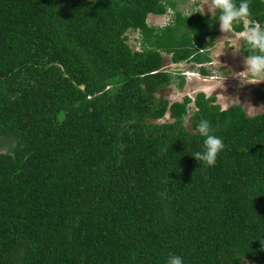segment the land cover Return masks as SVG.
<instances>
[{"label":"trees","instance_id":"trees-1","mask_svg":"<svg viewBox=\"0 0 264 264\" xmlns=\"http://www.w3.org/2000/svg\"><path fill=\"white\" fill-rule=\"evenodd\" d=\"M177 4L0 0V264H264V112L159 95L186 84L165 56L206 76L220 31ZM201 120L224 143L212 167Z\"/></svg>","mask_w":264,"mask_h":264},{"label":"rangeland","instance_id":"rangeland-1","mask_svg":"<svg viewBox=\"0 0 264 264\" xmlns=\"http://www.w3.org/2000/svg\"><path fill=\"white\" fill-rule=\"evenodd\" d=\"M177 7L178 9L183 10L185 13H196L197 11H202L204 14L210 16L215 13L214 12L211 14V12H209V9L211 7V0H178ZM170 20V11L167 15L151 14L148 17V23L150 25L159 27L168 24ZM137 35V32H131L128 41L132 48L135 50L139 48L138 43L134 40L136 39ZM225 36L223 37V39L225 38L226 40L230 38L231 40L229 39L230 42L228 43V46L226 45L227 48L223 44L220 45V48L217 47L219 40L217 41L216 46L211 50L210 53L212 63L205 66V68L209 71V74L206 76L200 73L198 67H194L189 63H182L179 65L172 64L170 61V57L166 55L164 68L170 69V71H172V74L174 75H184L186 84L183 89H179V81H177L174 83V85L165 88L159 95H163L169 101L175 102L182 101L185 96L195 98V96L201 92L205 93L207 96L214 94L217 96V104H219L222 109H228L234 104H240L244 107L245 111L249 116H254L259 113H263L264 102H262V98H259L261 103L260 101H256L255 99H253L251 94L252 91H254V88L251 89L252 87H248V85L241 86L240 80L234 76L235 73L238 74L239 72L244 71V61L240 58L238 59V55H234L235 51H233V49H231L229 46L230 44H232V47L236 48V39H234L235 35L231 34V37H228V35ZM215 63L218 68L215 67ZM189 70L194 72L195 74L188 75L187 73ZM216 73H218L219 75L222 74L223 76L225 74L229 75V77H227L228 81H225L224 78L214 76ZM229 78L231 80H229ZM223 80L224 87L222 84ZM223 89L225 92L220 93V90L223 91ZM263 89L264 88H261L258 91H262ZM258 93L261 94V92ZM173 97H175V99H173ZM249 104L257 108L254 109L251 114H249ZM164 121H170L168 115L164 119L160 120V122ZM187 121H189V117L187 118ZM12 142H14V140L2 137L0 139V152L7 151L10 148Z\"/></svg>","mask_w":264,"mask_h":264},{"label":"clouds","instance_id":"clouds-1","mask_svg":"<svg viewBox=\"0 0 264 264\" xmlns=\"http://www.w3.org/2000/svg\"><path fill=\"white\" fill-rule=\"evenodd\" d=\"M217 11L219 12L218 21L220 30L223 33L233 31L236 23L242 22L244 24V31L237 34L244 40L248 49L246 52L249 55L244 60L246 70L238 74L235 73L234 76L240 80L241 86L264 83V28L257 22H250V6L248 0H241L238 5L235 3V0H211L209 12L212 14ZM187 74L195 73L189 70ZM222 84L224 87V80ZM248 106L249 114L254 109H257L250 104ZM196 133L204 138V150L202 152H196L193 157L199 163L203 162L204 166H214L219 153L224 149L223 140L213 134L212 127L207 120H201L197 124ZM261 243L264 244V241H261ZM261 250L264 251V248ZM168 264H183V258L178 255L170 256L168 258Z\"/></svg>","mask_w":264,"mask_h":264},{"label":"crops","instance_id":"crops-1","mask_svg":"<svg viewBox=\"0 0 264 264\" xmlns=\"http://www.w3.org/2000/svg\"><path fill=\"white\" fill-rule=\"evenodd\" d=\"M231 34H234L235 35V38L234 39H236V48L235 47H232V44H230L229 46H230V48L231 49H233V51H235V53H234V55H238L237 56V58L239 59H242L243 61L245 60V54L242 52V50H241V43H242V38L241 37H239L238 36V34L237 33H234L233 31H231V32H228V33H223L221 30L219 31V35H218V46L217 47H219L220 48V45L221 44H223L226 48H227V46H228V43L230 42V40L229 39H226L225 40V38L223 39V37L225 36V35H228V37H231ZM226 37V36H225ZM217 44V43H216ZM227 45V46H226ZM239 45H240V47H239ZM216 46V45H215ZM224 50H226V49H224ZM237 51V52H236ZM215 67L216 68H218V66L216 65V63H215ZM244 68H245V65H244ZM220 69H221V67H220ZM246 69H244V71H245ZM240 73V72H239ZM228 74V73H227ZM214 76H218V77H220V78H224L225 79V81L227 80L228 81V78L227 77H229V75H222V74H218V73H216ZM229 80H231L230 78H229ZM248 87H252L251 89H253L254 88V91H252V97H253V99H255L256 101H260V97L262 98V102H264V95H263V93H264V89L261 91H258L259 89H261V88H264V83H260V84H257V85H248ZM225 89V88H224ZM224 89H223V91L222 90H220V93H224L225 91H224ZM258 92H261V94H259ZM254 93H255V95H254ZM254 100V101H255ZM260 103H261V101H260Z\"/></svg>","mask_w":264,"mask_h":264}]
</instances>
